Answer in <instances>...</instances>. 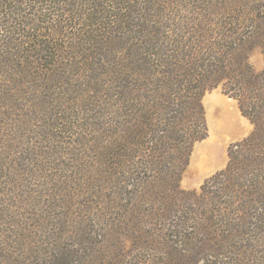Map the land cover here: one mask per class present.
Listing matches in <instances>:
<instances>
[{
	"label": "rangeland",
	"instance_id": "1",
	"mask_svg": "<svg viewBox=\"0 0 264 264\" xmlns=\"http://www.w3.org/2000/svg\"><path fill=\"white\" fill-rule=\"evenodd\" d=\"M80 1L78 11L83 17L81 11L87 0ZM127 13L128 27L113 25L109 22L112 17L107 15L98 22L94 20L91 26L81 24L82 18L77 21L72 18L71 24L64 28L56 29L58 23L54 22L50 31L41 29L40 33L46 32L47 36L35 32L34 36L50 49L33 56L31 65H46L44 56L51 52L55 58L58 48L69 50L78 58L73 59L71 66L59 65L61 73L53 70L26 73L12 77L7 86L0 87V99L4 92L10 93L0 107L5 112L3 119L0 114V264H49L53 254L66 256L69 264H130L125 260L132 264H164L160 250L169 251L165 245L182 244L185 232L195 223L204 222V216L197 214L204 213L203 200L194 206L188 194L178 193L173 202L175 209L165 210L164 230L160 227L162 238L150 233H144L141 240L131 238L129 229L138 224L146 228L149 217L127 213L135 205H147L145 199L162 196V190L155 189L163 177L159 172L174 162L175 151L171 149L177 145L175 140L181 127L175 99L169 111L173 109L170 115L172 121H177L176 126L164 122V114H156L150 108L147 111L152 112L149 119L152 124L145 132L140 114L145 106H150L144 104L161 85L158 64L167 62L164 56L169 53L168 61L175 62L189 54L197 57L210 46L216 54L227 55L231 64H225L223 70L228 71L234 68L239 55L247 51L246 59L253 70L264 71V34H260L264 30V0H131ZM35 14L39 18L47 16L44 11ZM115 28L118 31H111ZM131 44L141 48L138 52L143 54L138 56L149 55L150 62L157 64H154L156 71L148 74L143 66L133 64L132 72L121 70L128 79L119 82L111 61H123L125 45ZM150 45L163 46L165 51L176 45V49L150 55L147 51ZM80 46L87 51L81 54ZM32 52L38 54L41 50L34 46ZM208 69L203 62L189 75L193 86L200 84L201 93L200 80ZM173 78L165 82L168 90L173 91L170 103L173 96L182 93ZM120 84L124 87L118 89ZM222 90L220 84L202 95L197 92L201 95L207 135L193 143L187 163L180 171L182 192L199 193L201 187H207L206 181L226 167L229 154H238L242 182L255 169L252 161L247 162L239 155L243 151L240 144L254 125L241 114L237 101ZM166 126H171L166 132L171 138L161 159L164 168L157 162L150 169L140 147L155 156L160 154L161 150L155 149L150 141H158L156 132ZM261 162L256 161L260 173L264 167ZM212 185L215 193L208 195L219 194L217 200H232L225 188ZM252 193L257 201L247 198L244 202L243 198L238 204L222 207L223 212L241 207L244 223L249 227L248 246L234 254L221 253V247L209 249L197 254V264H203L209 252L216 261L229 256L233 264H264L263 179ZM105 213L110 216L108 220L101 218ZM114 220L120 233L113 232ZM109 221L112 227L106 224ZM101 233L104 235L100 236ZM113 246L117 249L113 250ZM119 254L124 256L119 258Z\"/></svg>",
	"mask_w": 264,
	"mask_h": 264
},
{
	"label": "trees",
	"instance_id": "2",
	"mask_svg": "<svg viewBox=\"0 0 264 264\" xmlns=\"http://www.w3.org/2000/svg\"><path fill=\"white\" fill-rule=\"evenodd\" d=\"M79 2L81 1L0 0V87L7 86V84L12 81L11 79L14 76L22 77L26 76V73L27 75H33L34 73L49 70H53V72H60L58 67L59 65L62 64L63 66L64 64H68L71 66L73 59L78 58V56L71 53V51H60L58 48L57 54L53 53L55 58H53L51 52L44 56L45 59L47 58L46 65H31L32 60L30 59L33 56H38L50 49L49 46H45L42 40H39L34 36L35 32H38V35L47 36L48 34H46V32L40 33V30L43 29L44 31H50L51 28H54V22L58 23L56 25V29H61L64 28L66 24H71L72 18L75 21L79 20V18H82L81 24H86L85 26H91L94 24V20L98 22L100 18H105L107 15H109V17H112V19H109V22L113 23V25L118 24L120 26L123 24L126 26V20L128 17L127 10L131 0H104V2H102L104 6L103 4H100L99 0H87V3L84 4L86 7L83 11H81L83 13V17H81L80 10L78 11ZM36 4L40 5V7ZM105 5H107V8ZM39 11H44V14L47 15L46 18H39V16H35V13H39ZM34 16L35 18H33ZM57 16L59 17L58 20L55 19ZM53 17L55 18L53 19ZM111 31L115 32L118 30L115 28ZM262 31L264 30L262 29L260 34H264ZM36 39H38L37 42H35ZM44 41L47 43L46 40ZM34 46L37 49H40L41 53H33L32 48ZM74 47L75 46L72 48ZM80 47L82 48L79 51L81 54L83 53V50L87 51V48H84L83 46ZM163 48L165 47H155L154 45H150L149 48H147V51H149L150 55H157L158 52L166 54L169 52H174L176 45H174V48H170L169 51H165ZM114 49H116V47H114ZM125 49V57L123 61H111V64L115 65L114 74L119 82H124L128 79L127 75L125 76L124 74H121V70L132 72L133 64L140 67L143 66L148 74H153L152 71H156V67L154 65L156 63L150 62L149 55L138 56L139 54H143L142 52H138V49H141L140 47H136V45L131 44L128 46L125 45ZM143 49L146 48L144 47ZM246 52H242V56L239 55L238 61L235 63L234 68L228 71L223 70L225 64H231V61L227 58V55L225 53L216 54V51L212 50L210 46L209 49L205 51V53L202 54L201 52L197 57L194 56V54H189L192 56V58L187 55L185 58H180L175 62L170 60L168 61V56L171 54L169 53V55L164 56L165 59H167V62H163L161 65L158 64V67L159 69L161 67L160 71L162 72V78H160L162 79L161 85H159L156 90H154L155 94L153 96L151 94V98L147 99L148 102L144 104L150 106H145L142 109L143 113L140 114L143 131L146 132V129H148L149 125L152 124V121L149 120L152 119V112L148 113V109L150 108L156 114L162 112V114H164V122L167 121V123H169L170 121L173 126H176L177 121H172L171 117H173V115H170L173 109L169 111V106L175 99L177 103L174 105H176V109H178L176 112L179 116V126H181H178L180 134L178 133L177 136L179 138L176 137L175 140L177 145L174 144L172 146L176 147L174 149H171L172 147L170 148L171 150L175 151L174 162L170 165V167L168 166L165 170L159 172L163 175V177L158 182L159 188L155 187V189H161L163 193L162 196L160 198L156 197V200L145 199V203L147 205L143 207L135 205L133 206V209L127 213L128 216H137L140 213L142 216L148 215V226L144 228L143 224H138L131 227V231L129 229V232L132 236V239H140L141 236L145 235L144 233H150L152 237L159 236L162 238L164 235L160 232L161 229L164 230L165 220L167 218L165 210L171 208L173 211L175 209L176 206L173 204V202L175 203L176 201L174 200L178 199L176 198L178 193L188 194L190 196L189 199L191 202H193L194 206H196L198 201L202 199L203 207L201 208V211L204 213H195L202 214L205 218L203 219V223L197 222L191 226L190 231L185 232V234L183 233L185 237L182 240V244L176 243V247L165 245V248L169 251L160 250L161 257H158H163L162 262L164 264H197V254H204L209 249L216 250L221 247V253L234 254L239 250L246 248L250 243V239L247 236V230H249V227H247V225L244 223V216L242 214L241 207L234 208L231 211L229 210L230 212H223L222 209L224 204H238L244 201L243 198L246 200L244 202H247V198H249L248 200L251 201H257L258 199L255 198L256 194L253 196V193L255 192L252 193V190H255L256 186L261 183L262 179L264 180V167H262L260 173L257 171L258 167L256 163V161H262L261 163L264 164V71L257 73L253 70L246 59ZM127 59H133V61L128 62ZM125 60L127 62L124 63ZM203 62H205L206 66L210 67L206 74H203L204 78L200 80L202 81L201 85L203 87V92L208 88L216 87L221 84L224 94L237 101L241 114L249 119L254 125L253 131L249 134V136L242 140L240 145L243 146V151L239 152V155H241L243 160H247V162L252 161L255 164V169L253 170L250 178H248L246 182H242L241 176L243 175L240 173L242 168L239 167L240 161L238 159V154L236 156L229 154L226 167L216 172L206 181L208 183L205 184L207 187H201L199 193L182 192L179 189L180 171L187 163L193 143L197 140L205 138L207 135L204 111L200 99V96L203 94V92L201 93L199 90L200 84L193 86L194 84H192V80L189 78V75L191 74V71L194 70V67L196 65H202ZM48 66H50V68H47ZM171 77H174L172 81L174 83L176 82L177 89L182 91V93L179 92L178 95L174 94L175 96L171 98L170 103V96L172 95L173 91L171 92L168 90L169 86H167L165 82H167V80H171ZM153 83L155 84V82ZM170 83L172 84L171 81ZM181 86L183 88H180ZM117 87L118 89L120 87L123 88L124 85L120 84ZM197 92H199L201 95ZM183 93L186 94L183 95ZM7 95H10L9 91L4 92L2 95L0 99V107L4 105L3 101ZM11 97L13 98V95ZM149 101H151L152 104H149ZM178 102H180V105ZM9 105H13V102H10ZM3 110L4 107L0 109L2 119L5 117V112ZM258 120L261 121V124L258 123ZM163 125L165 126V124ZM168 127L171 126L162 128V132H156V138L158 141H150L151 144L154 145L155 149L158 147L157 150H161L160 154L158 153L155 156L151 153H148L145 148L140 147L144 149L143 152L148 163L147 167L150 169H152V165H157V162L160 168H164L165 164L162 163L161 159L164 156V151L168 148V138H171L170 133H166L169 131ZM159 129L160 126L158 127V130ZM157 133L159 134V137L157 136ZM150 149L152 152H156L155 149H152L151 147ZM148 177L149 176H146V179H148ZM213 183L215 186L217 185L219 189L225 188L226 190L224 191L229 193V197L232 200H217V198L220 199V195L218 194L219 189L216 190L218 196L213 197L211 195L215 193L211 187L213 186ZM144 191L151 192V190L146 189ZM209 193L211 194L208 195ZM252 196L253 198H251ZM208 197L211 199L210 202ZM154 201H157V204H155ZM168 201H170V203ZM191 208L189 207L190 210H196L194 207L192 209ZM185 209L188 210V208ZM206 212L209 214H206ZM225 215L227 217H225ZM109 217L107 213L101 215L102 219L108 220ZM106 224L108 226L111 224L110 226L112 227V221H109ZM114 224L115 226L112 227L114 229L113 232L118 233L119 231L117 230V224L115 223V220ZM160 227L162 228L160 229ZM177 232L178 230H175V233ZM103 233L99 235H104ZM115 249H117V247L113 246V250ZM173 253H175V256ZM52 254L53 253L50 255L51 257ZM164 254L165 256H163ZM53 255L54 257L51 259L49 264H69L70 262L66 256H61L59 254ZM121 255L122 254H119V258L124 256ZM206 256L208 258L204 256L203 264L234 263L232 261L233 258L229 256L218 261L214 260L215 256L212 254V252H209L206 254ZM136 259L137 258L133 257L134 262L139 263L136 261ZM124 260L125 259H121L120 262L122 263ZM125 261L132 264L131 261Z\"/></svg>",
	"mask_w": 264,
	"mask_h": 264
}]
</instances>
